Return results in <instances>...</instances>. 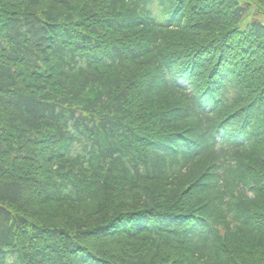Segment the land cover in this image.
<instances>
[{"label":"trees","instance_id":"1","mask_svg":"<svg viewBox=\"0 0 264 264\" xmlns=\"http://www.w3.org/2000/svg\"><path fill=\"white\" fill-rule=\"evenodd\" d=\"M0 264H264V0H0Z\"/></svg>","mask_w":264,"mask_h":264}]
</instances>
